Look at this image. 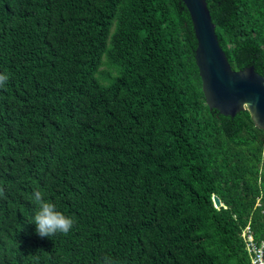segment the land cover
<instances>
[{
    "label": "trees",
    "instance_id": "16d2710c",
    "mask_svg": "<svg viewBox=\"0 0 264 264\" xmlns=\"http://www.w3.org/2000/svg\"><path fill=\"white\" fill-rule=\"evenodd\" d=\"M206 2L232 69L264 77V0ZM196 49L182 0H0V264H251L264 130L209 109ZM34 190L72 232L37 234Z\"/></svg>",
    "mask_w": 264,
    "mask_h": 264
},
{
    "label": "water",
    "instance_id": "95a60500",
    "mask_svg": "<svg viewBox=\"0 0 264 264\" xmlns=\"http://www.w3.org/2000/svg\"><path fill=\"white\" fill-rule=\"evenodd\" d=\"M182 1L194 27L195 59L209 109L230 117L247 110L255 124L264 130V77L253 67L241 72L232 69L220 46L206 0ZM213 200L219 209L220 198L215 196Z\"/></svg>",
    "mask_w": 264,
    "mask_h": 264
},
{
    "label": "clouds",
    "instance_id": "9594fccd",
    "mask_svg": "<svg viewBox=\"0 0 264 264\" xmlns=\"http://www.w3.org/2000/svg\"><path fill=\"white\" fill-rule=\"evenodd\" d=\"M7 73H0V89H3L9 82ZM6 195V189L0 186V198ZM32 203L36 206V211L32 222L36 225V232L41 238L56 237L58 235L67 236L76 225V220L65 215L58 210L56 203L47 198L45 191L34 190L32 193ZM100 264H119L110 254H105Z\"/></svg>",
    "mask_w": 264,
    "mask_h": 264
},
{
    "label": "built area",
    "instance_id": "2783aa9c",
    "mask_svg": "<svg viewBox=\"0 0 264 264\" xmlns=\"http://www.w3.org/2000/svg\"><path fill=\"white\" fill-rule=\"evenodd\" d=\"M242 240L251 264H264V241H259L254 237L250 226L242 232Z\"/></svg>",
    "mask_w": 264,
    "mask_h": 264
}]
</instances>
